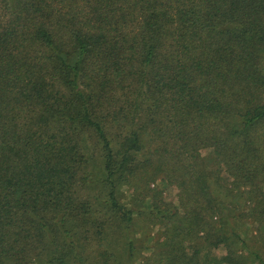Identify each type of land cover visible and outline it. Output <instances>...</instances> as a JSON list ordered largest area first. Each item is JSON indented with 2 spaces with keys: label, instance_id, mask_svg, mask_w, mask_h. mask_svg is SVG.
Returning a JSON list of instances; mask_svg holds the SVG:
<instances>
[{
  "label": "trees",
  "instance_id": "1",
  "mask_svg": "<svg viewBox=\"0 0 264 264\" xmlns=\"http://www.w3.org/2000/svg\"><path fill=\"white\" fill-rule=\"evenodd\" d=\"M263 185L264 0H0V264H91L76 223L139 264L145 214L146 264H264L229 224L264 223Z\"/></svg>",
  "mask_w": 264,
  "mask_h": 264
},
{
  "label": "rangeland",
  "instance_id": "2",
  "mask_svg": "<svg viewBox=\"0 0 264 264\" xmlns=\"http://www.w3.org/2000/svg\"><path fill=\"white\" fill-rule=\"evenodd\" d=\"M204 155L207 156L209 153L208 151H204ZM99 174H94V182L89 184L90 187H86V194L92 195L98 191V185L97 183L101 184L100 181L97 180ZM223 176V175H222ZM224 177V176H223ZM230 183V182H228ZM231 186V185H230ZM153 193H157L159 195V198H161L163 201L168 203L171 207H178L180 202L178 198V189L172 185L167 184V182L163 181L161 177H159L157 180L153 181V184L151 185ZM264 191V185L262 187ZM133 192V193H132ZM223 192H226V190L223 189ZM132 194H135L132 195ZM102 195H105V192H102ZM123 197V202L130 203L132 205V200L142 199L144 196L139 195V190L135 189L133 186L125 187L123 189V192L121 194ZM231 198V197H229ZM130 205V206H131ZM93 206L97 207V201L94 202ZM96 211H93V215H95ZM149 217L147 214L143 215L141 218L138 219V224L133 226V230L137 231V235L139 237L140 243L138 242V248H137V259L139 264H146L147 260H149L152 257H147L146 255H150L151 252L147 250L149 245H152V242L156 241H163L164 237V228L161 226L158 220L161 218L158 216L154 220L147 219ZM162 220V219H161ZM156 222V224L154 223ZM230 225L235 224L236 230L241 233L242 237L246 241L248 247L253 249L254 251H258L261 254L264 255V223L249 218L248 219H241V221L231 218L229 221ZM76 228H72L73 235L75 236L76 240L78 239L81 234H87L90 238V242H87L94 250H88L86 254H83L81 257L83 260H89L90 257H93L94 261L91 264L97 263V257H100V253H104L106 249H109L111 255H108L105 253L106 257H113L111 264H126L125 261V234L126 237L128 235V231L126 229L123 230L119 228L117 223L112 224L109 229H107L103 234H99L98 231L93 229L91 232H88L83 229L78 223L75 224ZM79 240V239H78ZM77 240V241H78ZM160 241V242H161ZM85 243V241H84ZM86 244V248L88 245ZM152 249L153 246H152ZM153 252V251H152ZM215 254H217L220 258L222 255L225 254V249L220 248L215 251H213ZM249 251H245V256L248 257ZM143 257H142V256ZM87 263V262H86ZM88 264V263H87ZM214 264V263H212Z\"/></svg>",
  "mask_w": 264,
  "mask_h": 264
}]
</instances>
